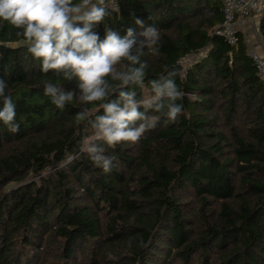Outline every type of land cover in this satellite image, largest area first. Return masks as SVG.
Masks as SVG:
<instances>
[{
    "label": "trees",
    "instance_id": "1",
    "mask_svg": "<svg viewBox=\"0 0 264 264\" xmlns=\"http://www.w3.org/2000/svg\"><path fill=\"white\" fill-rule=\"evenodd\" d=\"M117 3L94 31L133 29L139 62L122 60L114 75L145 64V76L125 86L105 77L107 95L92 104L77 77L42 72L22 30L0 21V79L20 125L0 122V264H264V81L243 35L232 45L214 32L223 0ZM148 27L160 34L151 48ZM167 79L183 96L176 122L154 89ZM45 83L73 101L58 108ZM121 91L145 117L130 127H149L111 147L93 125L101 104L124 106ZM93 146L116 157L110 173L91 161Z\"/></svg>",
    "mask_w": 264,
    "mask_h": 264
},
{
    "label": "clouds",
    "instance_id": "2",
    "mask_svg": "<svg viewBox=\"0 0 264 264\" xmlns=\"http://www.w3.org/2000/svg\"><path fill=\"white\" fill-rule=\"evenodd\" d=\"M110 14L106 0H79V3H74L73 0H0V21L22 30L17 31L16 35L23 38L31 56L41 61V71L47 73L54 70L57 74L63 73L68 80L77 77L82 93L80 100L86 104L105 99V77L112 75L114 79L120 80L121 86H125L130 82L142 83L145 76V64L114 75L115 66L122 60L136 64L139 59L132 55V49L137 43L133 29H127L123 38L118 32L106 29L103 40L94 31ZM135 23L144 26V21L139 18ZM141 35L147 38L149 48L160 39V34L154 27H148ZM144 43L142 41L141 46ZM6 88L5 80L0 79V101L3 104L0 108V122L9 131L16 133L20 129L19 123L15 122L16 105L9 95H5ZM154 89L157 98L167 97L170 101L168 122H176L183 112V104L174 103L183 99L177 85L172 79H167L162 85L154 82ZM44 94L51 97L52 103L58 108L73 101L72 92L63 93L51 83H45ZM134 95L123 91L119 93L120 98L125 101L123 107L119 102L100 105L105 114L96 118L93 127L108 146L115 147L121 142L138 143L148 131L149 126L143 123L136 128L130 127L135 121L145 119L137 111ZM162 107V104H157L156 110L159 111ZM79 118L83 120L84 113H80ZM150 127L154 128L155 122ZM88 151L95 166L102 168L105 173L113 170L112 161L116 159L115 156H105L102 149L94 146Z\"/></svg>",
    "mask_w": 264,
    "mask_h": 264
},
{
    "label": "built area",
    "instance_id": "3",
    "mask_svg": "<svg viewBox=\"0 0 264 264\" xmlns=\"http://www.w3.org/2000/svg\"><path fill=\"white\" fill-rule=\"evenodd\" d=\"M106 5L118 8L117 0H106ZM223 21L214 32L222 35L228 43H238L237 23L250 16H261L264 12V0H223ZM250 55L257 68V73L264 81V53L256 50L250 51Z\"/></svg>",
    "mask_w": 264,
    "mask_h": 264
},
{
    "label": "crops",
    "instance_id": "4",
    "mask_svg": "<svg viewBox=\"0 0 264 264\" xmlns=\"http://www.w3.org/2000/svg\"><path fill=\"white\" fill-rule=\"evenodd\" d=\"M95 2V0H94ZM260 16H250L237 23L238 31L243 35L249 51L264 53V43L259 29Z\"/></svg>",
    "mask_w": 264,
    "mask_h": 264
}]
</instances>
